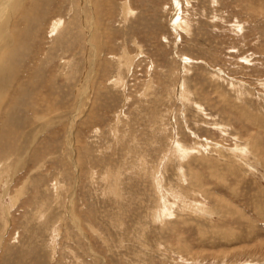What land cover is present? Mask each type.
I'll list each match as a JSON object with an SVG mask.
<instances>
[{
	"label": "rangeland",
	"instance_id": "374dc122",
	"mask_svg": "<svg viewBox=\"0 0 264 264\" xmlns=\"http://www.w3.org/2000/svg\"><path fill=\"white\" fill-rule=\"evenodd\" d=\"M0 264H264V0H0Z\"/></svg>",
	"mask_w": 264,
	"mask_h": 264
},
{
	"label": "bare ground",
	"instance_id": "6f19581e",
	"mask_svg": "<svg viewBox=\"0 0 264 264\" xmlns=\"http://www.w3.org/2000/svg\"><path fill=\"white\" fill-rule=\"evenodd\" d=\"M173 24H174V23H173ZM242 150H243V149H242ZM245 150H246V149H245ZM189 151H190V150H189ZM181 154H182V153H181ZM187 154H188V153H187ZM244 154H245V153H244ZM185 157H186V156H185ZM7 193H8V190H7ZM3 219H4V218H3ZM3 219H2V220H3Z\"/></svg>",
	"mask_w": 264,
	"mask_h": 264
}]
</instances>
